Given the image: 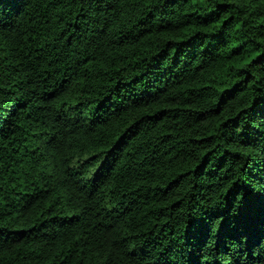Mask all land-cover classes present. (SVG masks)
I'll use <instances>...</instances> for the list:
<instances>
[{
  "label": "trees",
  "instance_id": "trees-1",
  "mask_svg": "<svg viewBox=\"0 0 264 264\" xmlns=\"http://www.w3.org/2000/svg\"><path fill=\"white\" fill-rule=\"evenodd\" d=\"M0 264H264V0H0Z\"/></svg>",
  "mask_w": 264,
  "mask_h": 264
}]
</instances>
